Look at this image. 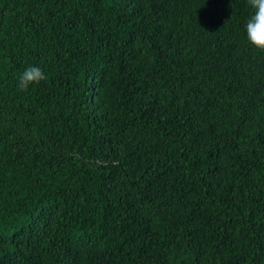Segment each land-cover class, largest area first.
Instances as JSON below:
<instances>
[{
    "label": "trees",
    "instance_id": "trees-1",
    "mask_svg": "<svg viewBox=\"0 0 264 264\" xmlns=\"http://www.w3.org/2000/svg\"><path fill=\"white\" fill-rule=\"evenodd\" d=\"M252 11L0 0V264H264Z\"/></svg>",
    "mask_w": 264,
    "mask_h": 264
},
{
    "label": "clouds",
    "instance_id": "clouds-1",
    "mask_svg": "<svg viewBox=\"0 0 264 264\" xmlns=\"http://www.w3.org/2000/svg\"><path fill=\"white\" fill-rule=\"evenodd\" d=\"M253 10L245 24L246 42L264 51V0H247ZM47 80L45 71L37 65H29L18 76V88L27 91Z\"/></svg>",
    "mask_w": 264,
    "mask_h": 264
}]
</instances>
